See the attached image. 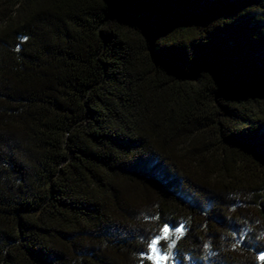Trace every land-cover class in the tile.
<instances>
[{"label":"trees","instance_id":"16d2710c","mask_svg":"<svg viewBox=\"0 0 264 264\" xmlns=\"http://www.w3.org/2000/svg\"><path fill=\"white\" fill-rule=\"evenodd\" d=\"M261 255L264 0H0V264Z\"/></svg>","mask_w":264,"mask_h":264},{"label":"snow or ice","instance_id":"6c2138e0","mask_svg":"<svg viewBox=\"0 0 264 264\" xmlns=\"http://www.w3.org/2000/svg\"><path fill=\"white\" fill-rule=\"evenodd\" d=\"M24 39H26V38H24ZM175 231H177V232H181V231H182V227H181V228H177ZM163 232H164L163 237H157L156 240H153V241L151 242L150 247L153 249V251H157V252H158V249H157V244H158V242H159L161 239H167V238H168V234H169V226L165 225V226H164V229H163ZM169 247H170V245H169ZM163 258H164V259H167L168 257L165 256V257H163ZM259 258H260L261 260H264V255H261Z\"/></svg>","mask_w":264,"mask_h":264}]
</instances>
